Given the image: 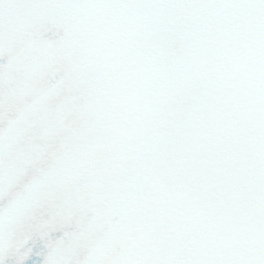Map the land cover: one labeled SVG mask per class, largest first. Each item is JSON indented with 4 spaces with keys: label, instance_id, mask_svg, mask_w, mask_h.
Returning a JSON list of instances; mask_svg holds the SVG:
<instances>
[{
    "label": "snow or ice",
    "instance_id": "obj_1",
    "mask_svg": "<svg viewBox=\"0 0 264 264\" xmlns=\"http://www.w3.org/2000/svg\"><path fill=\"white\" fill-rule=\"evenodd\" d=\"M0 264H264V0H0Z\"/></svg>",
    "mask_w": 264,
    "mask_h": 264
}]
</instances>
